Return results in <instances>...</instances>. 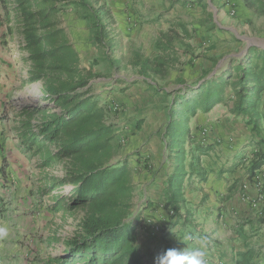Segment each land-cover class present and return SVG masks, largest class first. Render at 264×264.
I'll return each instance as SVG.
<instances>
[{
  "label": "trees",
  "instance_id": "obj_1",
  "mask_svg": "<svg viewBox=\"0 0 264 264\" xmlns=\"http://www.w3.org/2000/svg\"><path fill=\"white\" fill-rule=\"evenodd\" d=\"M1 1L9 20L7 25L12 23L8 33L21 37L23 48L29 52L28 83H40L37 99L17 111L19 142L31 157L37 158L40 168L62 165V176L47 179L45 191H58L52 196V209L84 213L80 229L65 241L64 250L45 264H148L138 244V222L132 217V169L125 160L114 163L115 129L107 122L106 108L91 93V81L96 75L92 69L81 66L78 51L60 26L58 16L65 2ZM244 2L248 9L264 16V0ZM72 4L92 11L94 26L99 30L94 40L99 46H107L109 34L105 30L112 21L110 12L102 4L95 8L90 0H73ZM3 24L0 16V27ZM165 39L164 35L157 42L164 54L170 50ZM139 61L144 74L164 75L168 67L164 58L151 62L139 56ZM209 74L204 76V83L189 89L191 93L187 91L179 97L175 115L172 113L165 129L167 148L176 159L175 171L168 181L165 209L171 208L178 215L186 175L179 141L188 140V114L195 116L199 108L211 111L228 98L230 88L235 99L232 114L248 117L250 123L257 125L259 102L264 96V50L251 47L220 76L208 78ZM194 150L203 156L210 147L195 144ZM255 156L258 159L253 164L254 171L264 164V151ZM64 186L71 188L69 197L63 194ZM237 264L251 263L244 259Z\"/></svg>",
  "mask_w": 264,
  "mask_h": 264
},
{
  "label": "crops",
  "instance_id": "obj_2",
  "mask_svg": "<svg viewBox=\"0 0 264 264\" xmlns=\"http://www.w3.org/2000/svg\"><path fill=\"white\" fill-rule=\"evenodd\" d=\"M103 1L111 4L113 0ZM116 1V11L135 17L138 24L124 25L118 30L112 23L107 24V43L113 40L110 34L113 37L114 33L125 32L132 27L134 60L131 63L139 68L142 83L147 82L146 87L133 85L127 88L125 85L123 94H120L124 108L121 120L124 125L132 128L133 134L130 136L127 132L123 139L127 138L126 143L131 150L140 146L145 149L135 160L127 162L133 168V202L139 208V214L135 215L138 222L137 239L147 263L154 264L155 256L168 248L198 246L203 243L206 247L207 264H237L244 259L251 264H264V194L257 190L251 180L257 172L264 171V164L255 171L252 168L258 159L256 153L264 151V96L259 104L260 121L257 125L250 123L248 117L232 114L235 99L231 96L230 88L226 100L205 113L206 115L198 114V117L202 115V123L206 122L210 128V151L198 156L194 149L195 144L201 145L200 140L192 144L186 141L184 147L187 149L190 144L191 148L187 152L190 156H184L186 175L183 202L180 204L179 215L176 213L174 217H169L165 209L168 202V181L175 171L176 159L174 156H166V153L164 156V131L167 126L164 119L168 107L162 97H152L162 88H158L151 79H156L154 76L165 79L173 65L183 64V56L171 45L168 33L182 35L184 16L177 15L176 7L167 11L166 17L170 24H165L158 18L170 6V0ZM99 4H102V0H99ZM108 11L113 17V9ZM0 16L4 21L0 27V98L6 101L13 84H17V78L21 77L28 83L29 75L28 70H20L16 64L18 62L4 53L6 51L3 48L6 50V46L2 45L3 41L8 42L9 46L12 42H17L18 48L27 52L26 60L29 64L30 61L29 52L23 48L22 38L8 33V27L12 23L7 25L9 20L7 21L4 11ZM146 16L157 18L151 28L142 24V18ZM172 23L175 25L171 26ZM148 30L150 37L147 46L143 33ZM164 35L167 37L164 42L170 43V50L165 54L157 48L158 40ZM122 41L125 42V38ZM71 43L77 48L74 42ZM79 56L82 62V57L80 54ZM139 56L151 62L164 58L168 65L164 75L142 73ZM228 63L233 64L232 60ZM183 86L184 84L178 86V97L184 95ZM163 90L165 91L162 92H169L167 88ZM11 136L7 131L6 121H0V139L5 143L0 149V156L8 157L13 153L7 148ZM16 143L19 147L18 139ZM25 155L30 157L27 153ZM147 164L148 168L144 167ZM143 203V208L147 206L144 210L140 207ZM157 224L162 225L163 233L153 232L152 226Z\"/></svg>",
  "mask_w": 264,
  "mask_h": 264
},
{
  "label": "rangeland",
  "instance_id": "obj_3",
  "mask_svg": "<svg viewBox=\"0 0 264 264\" xmlns=\"http://www.w3.org/2000/svg\"><path fill=\"white\" fill-rule=\"evenodd\" d=\"M72 1L63 0L64 8L58 16L60 26L66 30L70 41L77 45L76 49L82 57L81 66L92 69L96 75L91 81V93L106 108L107 122L115 129L114 163L123 159L133 161L145 149L144 146H140L131 150L126 143L127 138L123 139L127 132L130 136L133 134L132 128L124 125L121 120L124 108L120 94H123L125 85L128 86L127 88L133 85L147 86V82L142 83V74L137 65L131 63L134 60L133 28L114 33L113 37L110 34L113 40L107 46L96 45L94 38L99 30L94 26V14L88 7L74 5ZM90 1L95 8L99 6V0ZM12 3L10 1V4ZM117 3L116 0L111 1V4L102 0L106 10L113 9L112 25L118 30L124 25L138 24L135 17L125 16V12H117ZM176 7L177 15L184 16V20L182 19L184 31L182 35L168 33V38L171 45L182 54L183 64L173 65L165 79L158 76L153 77L156 79H151L158 88H162L152 97H156L155 99L162 97L166 103L168 107L164 119L166 125L176 109L175 105L179 99L176 93L179 92V85L184 84V94H187L185 92H189V89L197 88L204 83V76L208 72H210L208 77L220 76L231 68L228 63L230 60L237 62L249 52L251 47L259 48L251 46L248 49L250 43L264 44V16H258L253 10L248 9L244 0H226V2L170 0V6L158 18H161L165 24H170V20L166 17L167 11ZM0 14H3L1 0ZM142 19L144 20L142 24L151 28L157 18L146 16ZM173 25L175 24L172 23L171 26ZM143 35L148 46L150 31ZM123 38L125 42L122 41ZM3 42L2 45L6 46V50L3 48L6 51L4 53L18 62L16 64L20 70L29 71L27 52L19 49L17 42H12L10 46L5 40ZM177 76L179 77L175 79ZM16 81L17 84H13L6 101L0 98L2 108L0 121H6L7 131L12 135L7 148L13 152L8 157L0 156V227L8 229V235L0 238V264H45L64 250L65 241L80 229L84 213L81 210L63 212L52 209L54 206L52 196L58 191L52 194L45 191L47 179L51 176H62V165L57 168L42 169L37 158L31 157L21 147L20 142L18 147L16 140L19 138L15 119L17 111L37 99L40 83H25L26 81L21 77ZM163 88H167L169 92H162L165 91ZM117 104L121 106L120 111L114 110ZM209 112L199 108L195 116L188 114L187 126L190 130L187 141L190 144L199 139L201 146L210 147L209 125H206V122L202 123V115L198 117V114ZM183 143V138H180L179 144L183 156H190L187 152L190 151L191 145L189 144L186 149L184 147L186 142ZM4 146L3 139H0V149ZM165 153L166 156H174V152L167 148V140L164 145V156ZM144 167L148 168V164ZM131 169L133 170L132 167ZM70 189L69 186H64L63 194L69 197ZM144 205L143 203L140 206L143 210L147 207L143 208ZM138 210L135 204L133 218L139 214Z\"/></svg>",
  "mask_w": 264,
  "mask_h": 264
},
{
  "label": "clouds",
  "instance_id": "obj_4",
  "mask_svg": "<svg viewBox=\"0 0 264 264\" xmlns=\"http://www.w3.org/2000/svg\"><path fill=\"white\" fill-rule=\"evenodd\" d=\"M7 235L8 229L0 227V238ZM154 264H207L206 247L199 243L198 246L168 248L155 256Z\"/></svg>",
  "mask_w": 264,
  "mask_h": 264
},
{
  "label": "built area",
  "instance_id": "obj_5",
  "mask_svg": "<svg viewBox=\"0 0 264 264\" xmlns=\"http://www.w3.org/2000/svg\"><path fill=\"white\" fill-rule=\"evenodd\" d=\"M224 2H226V0H223ZM114 110L115 111H120L121 110V106L120 105H115L114 106ZM252 184H254V186L257 188V190L259 192H261V194H264V171H259L257 172L253 177H252ZM167 213L169 217H174L176 215V211L168 208L167 209ZM152 230L154 233L156 234H160L162 233V225L157 224L156 226H152Z\"/></svg>",
  "mask_w": 264,
  "mask_h": 264
},
{
  "label": "water",
  "instance_id": "obj_6",
  "mask_svg": "<svg viewBox=\"0 0 264 264\" xmlns=\"http://www.w3.org/2000/svg\"><path fill=\"white\" fill-rule=\"evenodd\" d=\"M251 46H258L260 49H263V50H264V44H262V45H256V44H254V43H250L249 46H248V49H249Z\"/></svg>",
  "mask_w": 264,
  "mask_h": 264
}]
</instances>
